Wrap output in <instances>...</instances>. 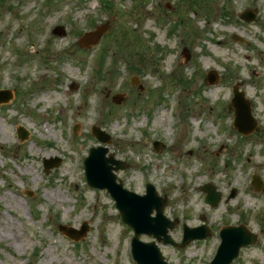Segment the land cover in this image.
<instances>
[{
    "label": "rangeland",
    "instance_id": "374dc122",
    "mask_svg": "<svg viewBox=\"0 0 264 264\" xmlns=\"http://www.w3.org/2000/svg\"><path fill=\"white\" fill-rule=\"evenodd\" d=\"M246 9L256 21L240 18ZM105 22L99 43L81 47L79 37ZM58 25L65 35L53 33ZM235 84L258 121L247 136L233 127ZM1 88L13 98L0 104V264H136L134 231L108 192L86 182L83 159L99 145L93 125L111 134L108 154L126 162L117 171L126 188L142 194L150 181L167 198L175 240L183 223L212 229L181 249L158 243L165 260L208 264L218 230L244 223L259 241L231 264H264V0H0ZM117 93L125 101L116 103ZM51 157L62 162L46 172ZM206 183L222 193L215 207ZM84 221L78 241L59 229Z\"/></svg>",
    "mask_w": 264,
    "mask_h": 264
},
{
    "label": "water",
    "instance_id": "95a60500",
    "mask_svg": "<svg viewBox=\"0 0 264 264\" xmlns=\"http://www.w3.org/2000/svg\"><path fill=\"white\" fill-rule=\"evenodd\" d=\"M241 17L247 21L255 19L256 14L252 10L245 11ZM107 25H102L93 32H87L80 40L81 44L89 45L97 42L103 32L107 29ZM57 34H64L63 27L54 29ZM216 79L215 75L208 77V81L213 82ZM9 92H0V102L8 100ZM114 100L118 103L124 100L123 94L114 96ZM232 106L236 110V127L243 133L247 134L253 131L257 122L252 116L250 101L245 99L243 92H237L232 101ZM93 133L102 141L109 142L110 136L98 126L94 127ZM22 136L25 134L22 132ZM156 148L160 147L159 142H155ZM107 148L99 146L91 148L89 156L85 159L86 175L88 182L99 188H107L111 195L117 201V207L120 209L122 218L129 223L136 231L132 241V254L139 264H172L164 260L163 255L155 241L142 242L139 240V234L147 233L153 235L158 241L163 243H172L176 246H185L188 242L194 239L205 238L208 235L206 226L190 228L184 225V240L183 243L175 242L169 235V228L172 229L177 224V221H172L164 215V207L166 199L159 197L152 184H148L147 194L144 196L138 195L132 191L123 188L122 183H117V176L113 170L124 168V164L120 160H116L113 156L107 157ZM61 159L55 161L45 160L46 169L59 165ZM116 164V166H114ZM255 187H260L258 179L254 182ZM207 193V201L212 205H217L221 192H218L215 187L207 184L202 187ZM234 194V193H233ZM156 210V216L152 213ZM61 229L68 235L74 236L77 239L83 237L88 230L86 223L83 224L81 230H77L70 226L62 225ZM223 238L222 244L217 252V255L211 264H229L239 254L242 246L254 243L256 235L250 232L245 226H228L221 230Z\"/></svg>",
    "mask_w": 264,
    "mask_h": 264
}]
</instances>
